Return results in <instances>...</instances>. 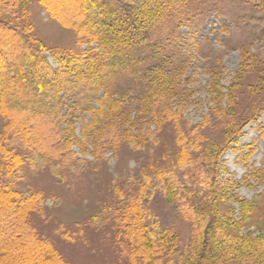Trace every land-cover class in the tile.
Returning a JSON list of instances; mask_svg holds the SVG:
<instances>
[{
    "label": "trees",
    "instance_id": "trees-1",
    "mask_svg": "<svg viewBox=\"0 0 264 264\" xmlns=\"http://www.w3.org/2000/svg\"><path fill=\"white\" fill-rule=\"evenodd\" d=\"M28 1L0 0V116L8 121L0 134L2 258L12 264H68L35 231L30 217L37 206L34 194L10 186L23 165L33 169L46 166L60 177L59 168L84 162L73 151L74 145L84 152L86 145L96 147L102 137L113 133L117 142L122 139L134 146L136 135L131 132L146 118L158 122L165 114L175 125L180 153L171 170L143 178L137 202L125 212L130 228L127 240L134 246L133 256L137 254L132 260L158 264L163 257V264H226L242 258L250 261L247 264H264V236L250 238L230 231L228 181H217L219 158L237 142L243 124L233 111L228 113L218 104L212 120L224 129L222 141L201 145L197 126L185 134L178 112L169 106L174 96L187 92L180 89L186 62L172 52L179 27L196 26L201 14L196 0H39L62 24L79 32L86 48L78 51L47 48L36 38L24 16ZM251 1L264 10V0ZM256 58L248 50L241 53L235 82L241 81L246 68L256 66ZM135 87L139 89L134 95ZM212 88L214 101L222 87L215 83ZM128 102L134 106L133 117L125 106ZM256 108L264 113V99L253 110ZM84 114L90 119L81 121L78 139L75 124ZM262 140L264 147V133ZM250 152L247 150L245 159ZM193 164H202L201 174L193 179L201 183L197 191L206 190L205 201L197 199L200 195L180 176ZM256 174L264 182V151ZM158 190L170 205L184 199L190 215L199 221L196 237L181 259L176 236L145 208V197ZM238 201L242 215L250 218L255 203ZM43 254H51V258Z\"/></svg>",
    "mask_w": 264,
    "mask_h": 264
},
{
    "label": "rangeland",
    "instance_id": "rangeland-1",
    "mask_svg": "<svg viewBox=\"0 0 264 264\" xmlns=\"http://www.w3.org/2000/svg\"><path fill=\"white\" fill-rule=\"evenodd\" d=\"M196 5L201 8V14L195 28L179 27V40L172 52L186 62L180 89L185 88L187 92L174 96L169 106L178 112V122L185 134L197 126L201 145L222 141L224 129L212 120L218 104L228 113L233 111L234 117L243 124L237 142L231 143L219 158L217 181H228L230 231L250 238L264 236V182L256 178L264 151V113L257 108L253 110L264 99V10L256 8L251 0H196ZM24 9L32 33L47 48L72 51L86 48L79 32L62 24L39 0H29ZM246 50L256 55V66L246 68L241 81L235 82L241 53ZM44 54L55 67L48 53ZM215 83L222 88L220 96L213 101ZM138 89L135 87L134 95ZM125 106L133 117L132 102ZM165 117L161 114L158 122L148 117L137 131L131 132L136 135L134 146L122 139L117 142L113 133L102 137L96 147L86 145L84 152L74 145L73 151L84 162L73 161L71 167L59 168L60 177L46 166L21 167L18 179L10 186L34 194L37 206L30 217L35 231L68 264H140L139 258L132 260L137 254L133 256L134 246L127 240L130 228L125 212L137 202L143 178L171 170L180 153L173 120ZM89 119L84 114L76 121L78 139H81V121ZM7 122L0 116V134ZM249 149L251 152L245 159ZM201 168L202 164L199 167L193 164L180 176L187 187L200 195L197 199L205 201L206 190L197 191L201 183L193 179V176L198 179ZM237 199L255 203L249 209L250 218L242 215ZM144 203L160 226L176 236L177 256L180 259L186 256L199 224L190 215L189 204L178 198L176 204L170 205L160 190L145 197ZM43 256L51 258V254ZM160 260L158 264H163V257ZM248 261L237 258L226 264H247ZM0 264L12 262L0 254Z\"/></svg>",
    "mask_w": 264,
    "mask_h": 264
}]
</instances>
